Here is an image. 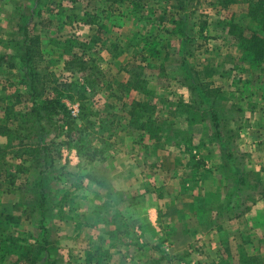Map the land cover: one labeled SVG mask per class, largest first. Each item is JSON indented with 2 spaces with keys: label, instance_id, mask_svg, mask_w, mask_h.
<instances>
[{
  "label": "rangeland",
  "instance_id": "obj_1",
  "mask_svg": "<svg viewBox=\"0 0 264 264\" xmlns=\"http://www.w3.org/2000/svg\"><path fill=\"white\" fill-rule=\"evenodd\" d=\"M181 1L140 0L134 15L127 0H0V123L13 104V143L44 148L0 153V264H264V61L227 34L239 6L193 0L182 12ZM24 26L72 117L79 102L61 82H95L93 126L68 147L59 116L33 115ZM133 77L139 88L120 85ZM80 141L98 146L95 161L77 155Z\"/></svg>",
  "mask_w": 264,
  "mask_h": 264
},
{
  "label": "trees",
  "instance_id": "obj_2",
  "mask_svg": "<svg viewBox=\"0 0 264 264\" xmlns=\"http://www.w3.org/2000/svg\"><path fill=\"white\" fill-rule=\"evenodd\" d=\"M75 2L76 0H69ZM112 2H121L123 3L125 0H110ZM128 8L131 13L135 15L136 11L139 10L141 5L140 0H127ZM214 4L216 3L222 9L228 10L232 5L239 6L240 8H236V11L230 10V17L227 19V34L231 37L232 40H237L239 45L242 47L247 59L251 61V63L255 66H259L264 61V0H213ZM180 9L182 12H185L187 8L193 4V0H182ZM213 4V3H212ZM238 15L240 22L237 20ZM184 16V15H183ZM91 23L96 22L97 24L101 21L97 20L96 16H91ZM246 22V23H244ZM250 24V25H249ZM23 31V35L25 36V48L23 53L19 56V60L21 62V68L25 69L24 79L21 82L26 87L30 99L32 101V111L35 119L37 121L44 120L46 123H50L53 118L51 115L59 116V121H62L60 124L62 128V132L64 134L65 140L63 144L67 147L70 146L73 133H77V131L81 132L86 131L89 127L93 126V122L89 115L88 110V97H87V88L90 90H94L95 82L87 81V86L83 87L78 82H61L62 86L68 90L73 91V94L70 96H66L69 100L79 102L78 116L74 118L70 115L69 110L65 102L61 100V94L59 92V86H52L51 83L55 81L52 78V74H47V77H40L36 68L35 59L37 56H40L39 49L37 46L39 45L37 36H30L28 30L25 28H21ZM42 56V55H41ZM75 55L71 57L70 60L74 59ZM85 71V70H84ZM208 77H211L212 72H205ZM54 77V76H53ZM54 81V82H53ZM139 81L137 78H129L124 84L121 83V86H126L130 88H139V85L136 83ZM48 92H45V96L42 97L43 90L45 91L44 83H48ZM41 84V85H40ZM202 86L207 89L204 94L206 99L209 97L212 98L214 94V89H208V83L201 82ZM39 86L42 87V90L39 89ZM205 99V100H206ZM18 103V101H16ZM145 104V103H143ZM132 105V108L136 105ZM3 115L5 119V123H0V136L5 139L3 145L0 146V153L5 151V148H10L14 145V153L19 154H27V155H36L39 154V151H43L40 142H22L18 140L16 143L13 141L16 139L13 137V133L16 134V126L13 128L9 126V123L12 120L18 119V116L21 115V112H15L13 110L12 105H6L3 110ZM211 122L215 129V133L217 136H221V124L219 122L218 114L216 111L212 110L210 112ZM81 121L83 123L82 127H78L77 121ZM189 120V119H188ZM187 120V121H188ZM191 123L192 119L189 120ZM145 123L141 124V128L145 127ZM88 134V132H87ZM90 135V134H89ZM18 139V138H17ZM16 141V140H15ZM91 145V142H90ZM78 156H83L86 161L91 162L95 161L97 154L99 152L98 146L94 145L91 150H87V142L81 143L79 142L78 146L74 148ZM1 156V155H0ZM231 157V156H229ZM1 160V159H0ZM1 168V166H0ZM88 179L99 182V180L91 175L87 176ZM242 182V179H239ZM236 203L238 199H235ZM225 252H229V247H225ZM221 261V259H220ZM218 264L220 262H217ZM243 264H263V261L259 259L257 256H246Z\"/></svg>",
  "mask_w": 264,
  "mask_h": 264
},
{
  "label": "crops",
  "instance_id": "obj_3",
  "mask_svg": "<svg viewBox=\"0 0 264 264\" xmlns=\"http://www.w3.org/2000/svg\"><path fill=\"white\" fill-rule=\"evenodd\" d=\"M150 195V194H149ZM148 198H150V197H148ZM148 200V199H147ZM147 207H149L148 205H147ZM135 209H139V206L138 205H136L135 207H134ZM152 213H153V210L151 211V212H149V218L151 219V215H152ZM152 220V219H151ZM149 227H151V225L150 224H146V225H144L143 226V229H146V228H149Z\"/></svg>",
  "mask_w": 264,
  "mask_h": 264
},
{
  "label": "built area",
  "instance_id": "obj_4",
  "mask_svg": "<svg viewBox=\"0 0 264 264\" xmlns=\"http://www.w3.org/2000/svg\"><path fill=\"white\" fill-rule=\"evenodd\" d=\"M76 110V109H75ZM77 111V110H76Z\"/></svg>",
  "mask_w": 264,
  "mask_h": 264
}]
</instances>
